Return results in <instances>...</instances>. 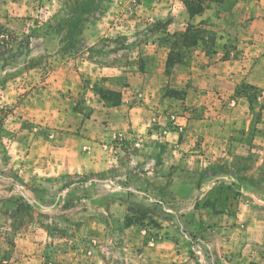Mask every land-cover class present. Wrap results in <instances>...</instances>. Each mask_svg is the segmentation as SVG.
I'll return each instance as SVG.
<instances>
[{"label":"rangeland","instance_id":"rangeland-1","mask_svg":"<svg viewBox=\"0 0 264 264\" xmlns=\"http://www.w3.org/2000/svg\"><path fill=\"white\" fill-rule=\"evenodd\" d=\"M259 61L264 0H0V264H264V86L208 75Z\"/></svg>","mask_w":264,"mask_h":264},{"label":"crops","instance_id":"crops-1","mask_svg":"<svg viewBox=\"0 0 264 264\" xmlns=\"http://www.w3.org/2000/svg\"><path fill=\"white\" fill-rule=\"evenodd\" d=\"M212 68V65L210 66ZM209 67V70H212ZM225 67L229 68L228 71H221L218 70L219 73L215 74V71H210L208 72V75H210V80L213 79V77L216 78H220V80H223L225 82V84H230V83H236L239 82L238 79L239 78H244L245 81L250 82L252 84H256L259 86H264V64L262 63V61H259L257 63L252 64L251 66H249L248 69L242 71V63H237V62H231L225 65ZM226 70V69H223ZM217 71V72H218ZM242 73V74H241ZM244 73V75H243ZM241 102V107L237 106L235 108H233V110H227V112H233L232 114L236 116V118H233L232 116H229V118L227 117L228 115H226L224 113V118H225V124L223 126V130L219 129L218 132V136H222L223 138L220 140H223L224 143L222 144V141L217 140V142L214 143V145L212 144H208L207 145V149L206 152L204 153V155L200 156V158L203 161H208V157L213 156L212 153L216 152V153H221L223 155H226L227 157H231L230 155H232L231 150L230 149H235V152H237L240 149H245L246 147L250 148V149H256L257 148V142H258V138L257 136H255L254 139H252L250 137L249 140H245V139H241L240 137L242 136V133H239V131L241 130L242 126L241 123H243L244 121V116H247L246 120H245V129H248L249 131H247L249 134H251V129H249V126L252 125V116L249 113V111H246L247 109L244 108V101L240 100ZM240 105V103H238ZM249 114H247V113ZM239 115H242L243 118L240 120H238ZM249 115V116H248ZM238 116V117H237ZM227 117V118H226ZM200 121H197V123L194 126V130L193 135H197L201 132V129L198 128V126H200ZM235 123V124H234ZM213 128L209 129L207 128V133L205 132V134L203 136H205V140L203 139V141H205L203 144L206 143V140L208 139V132H212ZM167 133H170L167 132ZM246 133V134H248ZM231 134H234L235 136L238 134L239 137H232L231 138ZM248 141V142H247ZM221 149L219 148V145H221ZM205 146V145H204ZM205 148V149H206ZM222 149H225L224 151ZM195 156H193L194 158ZM214 157V156H213ZM235 157V156H234ZM28 233V232H26ZM28 239V235L26 236ZM158 246V245H157ZM156 246V247H157ZM27 249V248H26ZM156 250V249H155ZM152 251L151 247H145L144 252L141 253V255L139 256V264H148L149 262H152L151 260H153L152 264H159L161 263L162 260H166V259H170V253H162V252H157V251ZM158 263H157V262ZM96 264H105L103 261V258H99L96 259Z\"/></svg>","mask_w":264,"mask_h":264},{"label":"trees","instance_id":"trees-1","mask_svg":"<svg viewBox=\"0 0 264 264\" xmlns=\"http://www.w3.org/2000/svg\"><path fill=\"white\" fill-rule=\"evenodd\" d=\"M187 8H188V10H189V14L190 15H194V14H197V13H199V12H201V10H202V7L201 6H198V7H194V6H192L191 4H189L188 3V5H187ZM182 37H183V41H184V43H186V44H195L197 41H198V38L196 37V35L195 34H192V33H189L188 32V28H187V30L185 31V32H183L182 34ZM81 179H84V176H81L80 177ZM32 191H34V192H38L37 191V189H35V188H32ZM22 213V210L20 209V206H18L17 208H14V209H12L11 211H9V212H6V214L10 217V218H12V227L13 228H16V229H18V228H20L21 227V225H22V223H21V221H18L17 223H16V217L17 216H19L20 214Z\"/></svg>","mask_w":264,"mask_h":264}]
</instances>
